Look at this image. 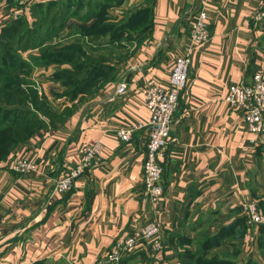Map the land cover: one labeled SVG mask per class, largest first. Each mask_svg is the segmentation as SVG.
I'll use <instances>...</instances> for the list:
<instances>
[{
  "label": "crops",
  "instance_id": "obj_1",
  "mask_svg": "<svg viewBox=\"0 0 264 264\" xmlns=\"http://www.w3.org/2000/svg\"><path fill=\"white\" fill-rule=\"evenodd\" d=\"M21 1H0V31L14 20L11 12ZM28 1L21 16L32 22L37 5L64 0ZM90 1H83L81 13ZM262 1L113 2L110 21L140 5L143 19L128 40L110 29L99 33V26H93L99 21L96 15L68 21L48 43L79 39L87 50L98 52L94 58H105L111 73L92 95L58 105L59 110L75 107L71 116L40 130L0 162V264H96L131 228L151 220L161 226L164 250L155 252L142 243L124 264H157L163 258L181 264L180 255L187 250L230 257L235 264H264L263 231L248 226L242 212L243 202L253 200L264 214V132L251 133L242 112L227 100L232 83H250L264 72V21L252 17ZM201 10L208 14L211 40L193 55L176 113L180 122L172 125L161 157L164 194L154 203L143 182L148 127L134 131L129 141L117 131L148 121L146 84H168L173 60L188 46L190 23ZM147 14L148 29L143 26ZM143 32L148 37L143 39ZM56 65L35 66V80H45L38 75ZM121 81L128 90L118 94ZM95 141L103 148L99 163L86 169L69 191L58 192L57 181L80 161V147ZM17 157L35 160L37 170H13L10 162ZM217 234L222 235L220 244L203 250Z\"/></svg>",
  "mask_w": 264,
  "mask_h": 264
},
{
  "label": "trees",
  "instance_id": "obj_2",
  "mask_svg": "<svg viewBox=\"0 0 264 264\" xmlns=\"http://www.w3.org/2000/svg\"><path fill=\"white\" fill-rule=\"evenodd\" d=\"M83 1L64 0L50 2L47 6L37 5L33 11L35 19L32 22L25 16H20L0 31V162L5 160L17 145L50 124L64 121L75 111V107L59 110L39 97L38 89L26 77L33 67L69 64L70 67H61L55 73V78L66 85L67 94L73 99L92 95L99 82L111 73V67L104 63V57L89 60V56H85L87 49L79 39L67 45L54 46L52 49V44L48 42L59 36L68 21L71 18L89 19L96 15L99 21L93 26H99V33L110 29L114 36L118 35L122 39L127 30L137 29L139 21L143 19L140 16L142 12L137 10L125 25L108 20L106 15L109 13V7L113 2L120 4L123 0L90 1L86 4V12L81 13ZM151 24L148 21L144 22L143 26L148 29ZM146 37L147 33L142 38ZM32 49H38L39 54L25 57L24 53ZM82 97L79 99H83ZM259 226L264 235V224ZM221 237L220 234L210 237L203 250L210 245L220 244ZM203 253L194 254L187 250L180 255L181 264H235L230 257H208ZM128 255L123 257L120 264H124Z\"/></svg>",
  "mask_w": 264,
  "mask_h": 264
},
{
  "label": "built area",
  "instance_id": "obj_3",
  "mask_svg": "<svg viewBox=\"0 0 264 264\" xmlns=\"http://www.w3.org/2000/svg\"><path fill=\"white\" fill-rule=\"evenodd\" d=\"M27 1H21L20 5L12 11L13 18H18L23 14ZM252 17L256 22L264 21V0L253 11ZM210 40L208 14L205 10H201L197 12L190 23L188 46L173 60L168 84L163 85L155 80H149L146 84L144 93L145 105L150 114L148 121L129 123L117 131L122 140L129 141L134 131L143 127L149 129L143 182L145 193L151 202L160 201L164 194L162 182L164 164L161 157L171 140L172 125L180 122L176 113L181 94L189 83L193 55L199 48L206 46ZM127 90L128 84L121 81L116 92L123 94ZM227 100L234 108L242 112L246 126L251 133L258 135L264 132V72H257L250 83H232L229 86ZM102 151V144L99 141L83 144L79 150L80 161L68 169L64 176L57 181L56 190L61 193L69 191L86 169L99 163ZM10 167L18 172L35 171L37 162L17 157L11 160ZM242 212L248 226L253 227L264 223V214L256 201L243 202ZM142 243H149L155 252L164 250L162 230L158 222L151 220L144 225L131 228L115 243L111 252L98 260L96 264H120L124 256L130 254ZM157 264H171V262L163 258L159 259Z\"/></svg>",
  "mask_w": 264,
  "mask_h": 264
},
{
  "label": "rangeland",
  "instance_id": "obj_4",
  "mask_svg": "<svg viewBox=\"0 0 264 264\" xmlns=\"http://www.w3.org/2000/svg\"><path fill=\"white\" fill-rule=\"evenodd\" d=\"M15 8L16 7H14L12 11H14ZM138 8H140V5L136 4L134 7H130L127 10L124 9L123 11H124L125 16L121 17V19H119V20H112L111 22H114V23L117 22L118 24H121V25L124 24L125 25L126 24L125 22L130 20L131 16L133 15L134 12H137ZM11 16H12V12H11ZM106 18L109 20L113 19L110 13H107ZM13 19H15V18H13ZM149 20H150V14H147L145 22L147 23ZM127 31L128 32H126L124 34V36L122 37L121 40H128L130 38V36L133 32H131L130 30H127ZM143 35L146 36V33ZM61 39H62V41H60V39H57V43L52 44V49L54 46H62V45H67L69 43V42L63 41L64 37H61ZM136 40H139V38H136ZM36 53L39 54V51H35V53L32 52L31 54H36ZM85 53L87 54L85 56H89V60H95L94 55H95V53H98V52L97 51L95 52L94 50H86ZM99 55H101V51L99 52ZM40 67H43V66H40ZM61 67H65L64 64H62V65L57 64L56 68L53 71H50V73L44 72V73H41L40 75H38L39 78L43 77V78H45V80H40V81L35 80V79H37V77H35V73H34L35 67H33L32 71H30L29 74L26 76L28 79L31 80L32 85L38 89L39 97L42 100H46L50 106H53L55 108H57L58 105L60 103L64 102L65 100H69L70 102H72L73 100L77 99L78 100L77 102L80 101V99H78V98L73 99V97L68 96V94H67L68 91H67L66 85L63 84V82L61 80H57L55 78V73ZM51 72H53V73H51Z\"/></svg>",
  "mask_w": 264,
  "mask_h": 264
}]
</instances>
